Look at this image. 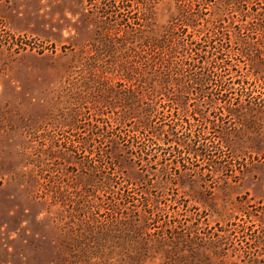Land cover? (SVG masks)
Returning a JSON list of instances; mask_svg holds the SVG:
<instances>
[{"label":"rangeland","instance_id":"374dc122","mask_svg":"<svg viewBox=\"0 0 264 264\" xmlns=\"http://www.w3.org/2000/svg\"><path fill=\"white\" fill-rule=\"evenodd\" d=\"M222 1L204 18L225 20L231 90L170 73L140 153L124 130L146 88L125 77L177 1L0 0V264H264V0ZM198 133L209 155L177 148Z\"/></svg>","mask_w":264,"mask_h":264},{"label":"trees","instance_id":"16d2710c","mask_svg":"<svg viewBox=\"0 0 264 264\" xmlns=\"http://www.w3.org/2000/svg\"><path fill=\"white\" fill-rule=\"evenodd\" d=\"M176 1L178 14L171 18L170 25L156 39L153 41L150 39V42L145 43L148 46L147 50L149 52L147 55L149 57L141 56L143 62L140 63L139 68H135L134 70V75L138 74L139 76L126 75L125 77V80L128 82L139 81L141 84H144L141 86L146 88L142 90L141 95H137L136 92L132 94L133 103L143 112L141 116L142 120L139 119L137 122L134 121V123L131 121L132 124L127 125V128L124 130L125 136L129 137L128 142L131 144V147L139 149L140 153L144 152V148L150 147L153 143L156 144V141L160 139V135H155L154 131H158L156 119L159 118L158 115H162L163 113L158 110L155 98L158 95H162L163 87L167 82L166 77L170 76V73H173V76L176 75L174 82L178 84L180 82L178 76H180V73L183 75L185 67L196 70L197 68L206 69L208 74L197 77L194 76L197 71H194L193 76L188 78L190 83L199 87L195 88V90L197 91L196 94L201 96H205L204 86L206 87L209 84H213L215 91L219 94L223 93L226 95L231 90L226 78L227 75L221 70L226 67H232V65L227 63V59L222 57L225 45L223 41L226 38L222 24L225 20L224 18L219 20L204 18L206 15L205 10L208 9L209 3L219 0ZM245 2L246 0H223L222 5L224 8L230 9L232 13L247 18L248 14L244 10ZM117 26H119L117 29L118 33L122 31L123 26L124 29H130V31L138 33L141 32L139 28L142 25L139 22H134L133 24H127L126 22L124 24L120 21ZM218 69L221 71L217 72ZM184 88L179 95L170 99L172 104L178 108H182L185 105L184 94L186 92H183ZM186 89L190 90L191 88L187 86ZM159 107H162V105ZM178 115L176 114L173 118L177 121L182 120ZM173 123L177 122L174 121ZM170 134L171 136L174 135L172 131H170ZM165 135L166 141H169V134ZM195 137L196 144L185 145L183 142L178 144L177 148L186 147L189 154H193L196 157H206L209 155V146L201 143L205 141L206 135L198 133V136L195 135ZM199 148H201L200 151H198ZM135 204L133 206L136 209L139 208L140 203ZM140 205L145 207V212L146 209L149 210L147 212L149 215L152 213L151 207L148 204L141 203Z\"/></svg>","mask_w":264,"mask_h":264}]
</instances>
